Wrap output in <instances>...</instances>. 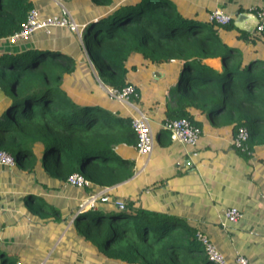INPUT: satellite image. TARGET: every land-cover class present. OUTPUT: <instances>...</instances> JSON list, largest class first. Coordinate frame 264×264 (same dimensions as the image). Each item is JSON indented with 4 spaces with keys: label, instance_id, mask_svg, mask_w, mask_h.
Segmentation results:
<instances>
[{
    "label": "trees",
    "instance_id": "obj_1",
    "mask_svg": "<svg viewBox=\"0 0 264 264\" xmlns=\"http://www.w3.org/2000/svg\"><path fill=\"white\" fill-rule=\"evenodd\" d=\"M90 1L115 9L86 24L80 39H71L68 34L75 33L65 29V39H54L52 29L50 35L42 32L39 41H30L36 32L10 42L35 5L31 0H0V151L13 158V170L33 173L39 168L60 186L80 174L93 186L82 188L85 197L129 180L133 172L118 150L136 147L137 135L132 117L104 89L133 86L127 66L134 55L156 65L182 62L171 90L173 106L167 107L163 123L186 119L200 128L191 111L196 109L214 126H232L234 137L240 128L247 130L248 140L240 148L233 146L246 161L255 148L264 146V60L256 56L263 34L238 35L253 46V56L247 57L221 36L233 30L232 23L183 18L169 0H129L122 5L118 0ZM85 54L95 74L88 64L78 63ZM214 58L221 59V72L205 63ZM136 94L132 100L138 101ZM165 135L170 139L161 129L158 138ZM110 196L99 197L93 208L78 213L67 234L91 247L99 260L214 264L198 241L201 232L185 220L135 208L133 201L120 209ZM23 204L29 216L45 225L66 226L73 217H63L60 209L32 191L23 195ZM1 264L18 263L3 257Z\"/></svg>",
    "mask_w": 264,
    "mask_h": 264
},
{
    "label": "crops",
    "instance_id": "obj_2",
    "mask_svg": "<svg viewBox=\"0 0 264 264\" xmlns=\"http://www.w3.org/2000/svg\"><path fill=\"white\" fill-rule=\"evenodd\" d=\"M52 1L63 3V0ZM127 1L129 0H118V5ZM169 1L179 16L201 22H209L210 13L221 10L232 18L233 25L232 31H223L221 34L225 42L243 50L247 57L253 56L252 44H244L237 37L241 33L251 36L255 33L256 18L252 12L263 7L264 0ZM34 5L42 17L59 15L48 1L47 4L35 1ZM85 8L88 9L87 12H82L81 17L75 18L71 9L63 7L76 24L83 26L112 14L115 9L97 7L89 2L83 5V9ZM65 30L56 28L51 36L54 39H65L62 38L63 32L67 33ZM42 32H38L30 41H39L43 36ZM70 34L71 39L74 36L81 38L77 34ZM257 48L256 56L264 60V34ZM134 58L135 56L131 57L128 62V71L136 75L143 73L144 68H149V65H143L142 58ZM78 63L81 66L88 64L86 67L95 74L86 54ZM205 63L216 71H222L220 58L208 59ZM169 64L173 67V77L163 87L162 94L150 101V106L142 103L137 106L132 99L121 103L125 114L132 119L139 113L147 117L155 138L149 156L138 154L135 147H122L118 150L133 172L129 180L85 197L84 189L60 186L39 168L28 173L0 166V264L3 257L16 260L14 262L18 264H49L51 260V264H69L68 261L75 260L74 251L85 253L84 264H87L86 261L93 258V250L75 237L67 235L68 230L78 213L93 208L95 202L92 205L88 202L91 196H96L97 200L101 196L108 198L110 194L109 198L115 200V203L128 204L133 201L135 208L151 209L185 220L207 236L229 264H235L238 256H243L251 264H264V146L255 148L252 157L246 161L233 148V127L214 126L205 114L196 109H191L201 130L196 146L173 142L168 135L159 139L167 107L173 106L171 90L176 86L182 69L180 61L174 60ZM150 66L155 81L166 77L168 69L165 66ZM136 77L130 80L127 74L128 81L137 89L138 101H141L142 85ZM104 91L108 93V90ZM1 103L2 101L0 106ZM145 110L154 113L152 123ZM91 187L93 186L89 188ZM29 191L60 209L63 217L73 214L70 222L66 226L63 223L45 225L29 216L23 204V195ZM232 207L241 214L236 224H230L224 219L225 211ZM59 255L66 258H60L56 262L54 256Z\"/></svg>",
    "mask_w": 264,
    "mask_h": 264
},
{
    "label": "built area",
    "instance_id": "obj_3",
    "mask_svg": "<svg viewBox=\"0 0 264 264\" xmlns=\"http://www.w3.org/2000/svg\"><path fill=\"white\" fill-rule=\"evenodd\" d=\"M255 16V29L254 32L264 34V6L258 9H254L252 12ZM209 22L216 23L218 25H229L232 18L221 10H214L210 13ZM85 26L76 24L73 19L67 14L62 13L53 17H42L38 10L33 9L23 25L20 32L14 34L9 38L10 42H15L20 39H26L27 37L35 34L36 32L43 31L45 34H50L52 29L60 28L67 29L72 33L81 37V32ZM108 94L120 103H127L132 97L136 98L137 94L133 86H128L121 91L108 90ZM163 129L169 133L170 140L177 142L184 146H196L200 136L201 130L193 123L186 119L165 121L163 123ZM132 129L137 135V145L135 149L138 154L142 156H149L152 152L155 138L151 131L148 119L145 115L139 113L138 116L132 119ZM248 132L245 128H240L237 135L233 138V146L240 148L248 140ZM0 166L13 168L15 166L13 158L5 152L0 151ZM67 183L73 187L82 189L90 186V183L80 174L72 175L68 178ZM96 200V196H91L89 204L92 205ZM116 205L123 209L124 204L117 202ZM241 218L240 212L232 207L225 211L224 219L230 224H236ZM198 241L204 246L209 260L214 264H229L222 254L218 252L216 247L211 243L209 238L202 233L197 235ZM235 264H251L243 256H238L235 259Z\"/></svg>",
    "mask_w": 264,
    "mask_h": 264
},
{
    "label": "rangeland",
    "instance_id": "obj_4",
    "mask_svg": "<svg viewBox=\"0 0 264 264\" xmlns=\"http://www.w3.org/2000/svg\"><path fill=\"white\" fill-rule=\"evenodd\" d=\"M31 1H33V3L36 1V2H39L41 4H44V3L47 4V1H48L52 8L55 7V9L59 13V15H61L64 12L67 13V11L63 9V7L69 8V9H71L72 15L75 18L81 17L82 12H85V13L87 12L88 9L87 8L83 9V5L85 6L87 4V2L91 3L90 0H66V1L63 0V3H58V4L52 0H31ZM57 2H61V1L57 0ZM81 9H83V10L81 11ZM38 12L42 16L41 12L40 11H38ZM0 47L4 48V44L0 45ZM134 56H135L134 59H138V58L143 59L142 56H139V55H134ZM142 59L140 60V62L142 61ZM143 60H144L143 65H145V66L149 65V68L148 69L144 68L143 70H145V71L143 73H141V74L139 73L136 75H134L131 71H128V77L130 80H132L135 76H137L136 79L138 81H140L141 85H142L141 90H140L141 101L132 100V101H134V104H136L137 106H140V104L142 103L144 106H150V101L158 98L162 94L163 87L173 77L172 76V68L173 67H171V65L169 63L159 64V66H165L168 69V72H167V75L164 79H161L159 81H155V78L152 77V74H153L152 73V66H150L152 63L150 62V60H146V59H143ZM152 65H156V64H152ZM179 77L177 78V82L179 80ZM177 82H176V84H177ZM153 103H155V102H153ZM145 111H147V110H145ZM147 113H148V111H147ZM153 115H154V113H152V112L148 113V117H149V120L151 123L154 121ZM154 129H155V127H154ZM73 253L76 256L75 260L71 261V262L68 261L67 263H69V264H84L85 253H80L77 251H74ZM54 257H56V262H58L60 260V258H64V259L66 258L64 255H59V256H54ZM91 257H93L91 260L86 261V262H88L87 264H114V263H110L109 261L98 260L97 259L98 257L96 255H91ZM14 261H16V260H14ZM51 262H52V260L49 262V264H51Z\"/></svg>",
    "mask_w": 264,
    "mask_h": 264
}]
</instances>
